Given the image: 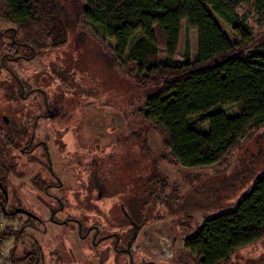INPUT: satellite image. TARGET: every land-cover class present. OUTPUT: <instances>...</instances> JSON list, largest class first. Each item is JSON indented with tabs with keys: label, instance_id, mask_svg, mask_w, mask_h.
Instances as JSON below:
<instances>
[{
	"label": "trees",
	"instance_id": "trees-1",
	"mask_svg": "<svg viewBox=\"0 0 264 264\" xmlns=\"http://www.w3.org/2000/svg\"><path fill=\"white\" fill-rule=\"evenodd\" d=\"M0 17L12 25L8 31L15 41L31 45L36 54H53L68 45L84 53V28L97 27L102 39L114 42L112 57L99 50L98 58L129 69L145 96L144 118L162 135V150L154 153L141 131L131 135V145H139L144 157L152 159L153 170L128 183L119 179L118 184L95 160L90 187L120 186L119 194H113L141 229L166 216H179L177 224L188 232L184 246L196 264H226L238 250L264 240V166L259 170L255 159L247 163L246 156L238 155L241 142L264 127V0H0ZM216 17L232 28L236 39L224 33ZM184 23L198 36L193 61L188 40L185 59L177 58ZM80 72L54 62L32 78L40 91L34 88L31 93L47 95L44 108L50 96L59 105L67 98L80 101L90 95L77 80ZM14 74L0 63V179L5 189L14 170L7 164L9 146L19 149L27 137L30 140L22 117L4 120L15 103L25 105L23 86L32 89ZM224 107L235 112L227 114ZM162 162L195 170L187 177L186 195L162 175ZM214 165L222 169L210 175L202 171ZM224 170L223 179H209ZM10 201L17 204V189L5 193L0 188V208L16 217L17 207H11V213L6 209ZM204 207L218 211L195 225L190 212ZM26 233L25 226H8L0 230V245L13 238L12 261L45 264L38 243L19 254ZM175 260L173 264H187L180 253Z\"/></svg>",
	"mask_w": 264,
	"mask_h": 264
},
{
	"label": "rangeland",
	"instance_id": "rangeland-1",
	"mask_svg": "<svg viewBox=\"0 0 264 264\" xmlns=\"http://www.w3.org/2000/svg\"><path fill=\"white\" fill-rule=\"evenodd\" d=\"M246 11H251V9L248 7ZM250 13V15H253L252 11ZM216 19L224 33L232 39H236L232 28L219 17H216ZM7 28H12V25L0 17V30ZM84 29L89 37L85 36V45H88L83 48L84 53L82 48L76 50L75 45H68V47L53 51V54L35 53L32 61L12 63L5 61L4 64H1L8 70L12 69L26 81L28 86L35 89L38 86L34 85L32 78L43 71L49 70L54 62L68 63L74 70H81L79 76L81 78L77 80L82 81V85L90 90V95L84 96L80 101L73 98V100H67V98L62 105L56 104L53 97L50 96L49 111L54 112L55 116L45 120L44 124L40 125L38 138L48 141L51 157L55 164L54 170L60 174V179L65 187L63 190H52L51 192L56 193L65 201L67 211H69V213L66 211V215H75L80 219L89 216L91 219H99L98 209L94 211L93 207H89L88 204H96L97 202L99 210L108 212V203L113 199L119 201L116 197L118 195L114 196L113 191L115 194H119L121 189H118L120 187L118 186L115 190L102 188V190L92 191V193L91 190L88 191L91 188L89 177L92 173V164L95 160H98L102 169L110 172L113 176V183L119 184V179H123L128 183L133 179L132 177L146 175L153 170L152 159L144 157L139 145H131V142H135L134 139H131V135L141 131L154 153L162 150V135L155 127L145 121L146 98L130 78L129 69H124L114 63L106 64L96 55L99 50H103L111 58L114 42L102 39V33L97 27L88 26ZM197 37V33L194 30H188L187 24L184 23L177 54L178 59H185L186 42L188 40L190 42V60H196L198 57ZM7 41H10V37L3 42L7 43ZM5 48L4 45H0V59L6 53ZM44 96L47 97V95L41 96L36 92L30 99L24 100L25 105H22V102L15 103L11 107L13 113L6 114L8 118L22 117L25 123L23 127L28 130L27 135L30 134L29 137L36 116L46 111L43 103ZM223 110L227 114L235 112L234 107H224ZM21 111H24L25 114ZM39 111H42V113ZM195 119L197 118L192 120ZM27 143L28 137L19 149L9 146L12 155L8 156V162H6L7 164L12 163L14 170L7 177V189H17L23 209L34 213L35 218H31L33 219L31 225H26L25 223L29 220V217L24 214L18 213L15 217L3 212L0 217V230L8 226L17 228L25 226L27 235L23 237V241L26 244L19 243V254L23 250L31 249L35 243H38L46 264H123L121 257L115 259L113 255L107 256L102 261L103 263L99 259H92V255L97 252L96 249L84 245L77 232L70 233L64 226L58 227L49 223L50 211L55 201L42 191V187H37L33 183L34 178L39 175V171H42L43 168V174H40L39 178L46 177L44 172L47 171V162L45 158H41L39 162L30 163L28 155L24 152V150H27ZM241 143L242 148L238 155L246 156L247 163L255 159L257 161L256 168L261 170L264 166V127L256 132L250 141H242ZM42 153H44L42 147L34 152L35 155L39 156ZM235 164L236 161L234 160L229 165V170ZM159 168L168 182L176 185L182 195H186L190 189L187 177L195 170H189L168 162L160 163ZM221 169L219 165H214L202 171L210 175L212 172ZM224 172L226 171L211 175L209 179L218 182V179L227 176ZM239 186L240 189L243 187L240 184ZM100 191H102L101 195L104 198L101 201L103 205L98 202L100 200L95 198ZM88 195L90 196L87 197ZM9 200L11 199L9 198ZM10 202L9 207L6 208L7 210L9 208L8 213H11V207L15 206ZM216 211L218 209L195 208L190 214L194 219V224L198 225ZM66 215H59V219H65ZM179 219L181 218L177 215L166 216L144 227L139 238L143 251L159 259L162 264L163 262L167 264L170 261H176L175 258L179 253L184 255L187 264H196L195 256L184 246V240L188 236V232L187 229L177 224ZM3 246L7 251H11L13 238L6 241ZM77 251H84V253L80 255ZM90 260H92L91 263ZM226 264H264V240L238 250Z\"/></svg>",
	"mask_w": 264,
	"mask_h": 264
},
{
	"label": "flooded vegetation",
	"instance_id": "flooded-vegetation-1",
	"mask_svg": "<svg viewBox=\"0 0 264 264\" xmlns=\"http://www.w3.org/2000/svg\"><path fill=\"white\" fill-rule=\"evenodd\" d=\"M9 29L12 28L2 29L3 31L0 30V45H4L6 47V53L3 54L2 59H0V63L4 64L5 61L8 63L32 61L35 57V50L33 47L31 45L23 43L20 44L15 41V35L11 36L10 31H8ZM9 37L10 41L4 43L3 41ZM5 69L15 75V72L12 69ZM31 90H34V88L27 90L26 87L23 86L21 98L28 100L33 97L34 94L31 93ZM36 90L38 92L40 91L38 88ZM45 107V113L36 116L35 121L32 124L30 140L28 139V143L26 144L27 150H24V152L28 155L30 163L39 162L41 161V158H45L47 162V171L44 172L46 177L39 178V175L43 174V168L42 171H39V175L34 178L33 183L37 187H42V191L55 201V204H53V208L50 211L49 223L58 227L64 226L69 230L70 233L77 232L79 239L84 242V245L90 246L94 250L96 249L97 252L96 254L92 255V259H99L100 262L104 261L107 256L109 257L110 255H113L115 256V259L121 257L123 264H137L138 262L140 264H162L159 259H156L154 256L148 255L143 251L142 245L139 243L140 234L142 233L143 228L141 229L140 224H137L138 222L136 221V223L130 217L124 203L119 202L118 200L115 201L114 199L110 203L106 202L109 204L108 212L99 210V205H97V202L96 204H88L89 207H93L94 211L98 209L100 213L99 219H91L90 216L88 218L80 219L75 217V215H66L67 207L65 201H63V199L60 198L56 193L51 192L52 190H63L65 187L60 179V174L56 173L54 170L55 164L53 162V158L51 157L48 141L38 138V128L40 125H43L45 120L53 118L55 114L54 112L49 111L50 109L48 102H46ZM50 112L53 114L52 117H49ZM4 120L6 123L9 122L8 117H4ZM17 126L18 123H16L15 127ZM41 147L44 149V153H42L41 156L35 155L34 152ZM31 154L33 155L31 156ZM51 178L56 181L54 182L53 180H50ZM90 190L92 193V191L96 192L102 190V188L91 187L88 191ZM4 192L6 193L7 189H5ZM101 193L102 191H100L98 196L96 195L95 198L100 200L98 202L103 205V202L101 201L104 198ZM89 196L90 195L87 197ZM18 203L21 204V206H18ZM17 204H15L14 207H17L18 210H23L25 212L20 214L27 215L29 218H35L34 213L23 209L20 197H18ZM67 212L69 213V211ZM61 214H64L67 217L65 219H59V215ZM77 252L80 255L84 253V251ZM146 257H148V259H146ZM91 262L92 260H90V263ZM163 264L166 263L163 262ZM167 264L173 263L170 261Z\"/></svg>",
	"mask_w": 264,
	"mask_h": 264
},
{
	"label": "built area",
	"instance_id": "built-area-1",
	"mask_svg": "<svg viewBox=\"0 0 264 264\" xmlns=\"http://www.w3.org/2000/svg\"><path fill=\"white\" fill-rule=\"evenodd\" d=\"M2 208H0V217L3 214ZM4 243L0 245V264H26V263H15L11 260L10 251L4 249Z\"/></svg>",
	"mask_w": 264,
	"mask_h": 264
},
{
	"label": "water",
	"instance_id": "water-1",
	"mask_svg": "<svg viewBox=\"0 0 264 264\" xmlns=\"http://www.w3.org/2000/svg\"><path fill=\"white\" fill-rule=\"evenodd\" d=\"M52 113L50 112L49 113V117H52ZM0 187L5 191V188H4V186L2 185V182H1V179H0ZM18 213H25L23 210H19V212Z\"/></svg>",
	"mask_w": 264,
	"mask_h": 264
}]
</instances>
